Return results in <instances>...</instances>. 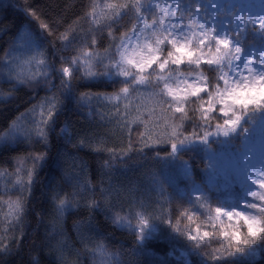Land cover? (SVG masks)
<instances>
[{
  "label": "snow or ice",
  "instance_id": "1",
  "mask_svg": "<svg viewBox=\"0 0 264 264\" xmlns=\"http://www.w3.org/2000/svg\"><path fill=\"white\" fill-rule=\"evenodd\" d=\"M28 14L38 19L35 10ZM83 18L89 29L79 41L68 32L59 37L61 51L75 52L60 57L61 67L48 60L41 37L17 27L0 57L5 82L14 89L16 84L50 82L55 74L68 104L90 109L93 102L111 104L114 118L128 128L129 142L126 149H107L110 159L103 167L151 153L161 170L152 174L150 191L158 194L157 204L168 207L159 216L149 213L135 195L139 189L130 188L129 204L138 210L122 215L124 207L116 202L121 190L109 184L99 189L102 199H95L96 187L78 178L86 172V163L69 156L72 172L64 179L69 184L76 179L79 187L62 197L59 192L53 195L56 212L63 215L82 196L85 206L104 211L113 227L130 230L138 246H147L159 221L187 241L190 251L202 257L201 264H245L244 257L264 249V0H106L102 6L90 0ZM40 28L48 30V25L41 23ZM104 29L109 43L103 52L96 51L97 34L103 35ZM74 79L83 87L97 81L122 86L112 93L77 94ZM132 98L142 101L135 109ZM55 100L46 98L39 106L41 119H33V128L23 124L28 114L21 113L0 129V143L35 135L48 148L59 111ZM122 100L129 101L124 111ZM133 110L138 114L129 120ZM30 111L35 114L36 106ZM133 125H143L139 147L131 139ZM59 134L71 141L66 125ZM86 139L75 147L83 148ZM29 159L42 167L52 158L44 153ZM196 159L200 165L194 164ZM163 169L175 172L184 187L178 188ZM22 170L23 164L17 173ZM26 171L27 181L17 175L16 184L30 189L35 171ZM174 201L179 202L175 216ZM9 209L16 219L23 214L19 200L10 202ZM7 250L0 246V254ZM90 251L92 264H120L103 243ZM30 264H39V258Z\"/></svg>",
  "mask_w": 264,
  "mask_h": 264
},
{
  "label": "trees",
  "instance_id": "2",
  "mask_svg": "<svg viewBox=\"0 0 264 264\" xmlns=\"http://www.w3.org/2000/svg\"><path fill=\"white\" fill-rule=\"evenodd\" d=\"M105 2L97 0L100 6ZM89 3L90 0H0V57H3L13 33L19 27L30 32L33 38L41 37L48 60L56 67H61L60 57L75 52L73 48L61 51L59 37L68 32L70 38L75 36L76 41H79L80 36L88 31L89 24L83 17ZM30 10L36 11L38 19L28 14ZM41 23L47 24L48 30H42ZM103 33L97 34L96 51L103 52L109 43L107 29ZM73 47L78 49L79 44L74 42ZM82 84L79 80H73V90L77 94L86 91L112 93L122 86L117 84L110 87L104 81H97L89 87H83ZM51 97L56 98L53 102L57 103L59 111L55 117V131L49 136L48 148L38 142L35 135L8 145L0 143V173H3L0 178V246L8 248L0 254V264H30L36 257L39 258V264H92L90 250L96 243H103L110 252H115L120 264H201L202 257L190 251L187 241L159 221L157 231L147 246H138L130 230L113 227L104 211H93L86 207V200L82 196H77L72 209L63 215L56 212L53 195L59 192L62 197L72 193L73 186L77 190L79 187L76 179L71 184L64 179L72 172L69 156L79 157L86 163V172L78 178L81 182L90 181L96 187L95 199H102L99 189L109 184L121 190L116 202L124 207L122 215L128 214L130 209L138 210L135 205L129 204L130 188L139 189L135 195L144 200L149 213L159 216L168 205L157 204L158 194L150 191L152 174L161 170V165L151 159V153L147 157L132 155L131 159H117L112 162L110 169L103 167L104 162L110 159L107 149L127 148L128 128H122L114 118L115 109L111 104L93 102L91 109L77 108L74 102L68 104L62 95L60 78L55 74L50 77V82L41 80L39 84H16L13 89L11 84L5 82L4 69L0 66V129L6 128L21 113L28 114L23 124L33 128V119H41L37 109L46 102V98ZM128 102L120 103L121 111H124L123 106ZM131 103L135 109L142 101L132 98ZM33 106H36L35 114L30 111ZM137 114L133 110L128 119H133ZM65 125L71 136L70 142L65 140L63 134H59L60 128ZM143 131V125H133L131 139L135 147L140 146L139 136ZM85 137V146L77 149L75 146ZM44 153H48L52 159L42 167L29 159ZM58 153L60 156L57 160ZM185 159L188 157L185 156ZM193 162L200 165L198 159ZM21 164L25 170L18 174L17 168ZM26 169L35 171L30 189L16 184L17 175L27 181ZM163 171L165 175L171 176L178 188L184 187L175 172L168 169ZM88 198H91L90 194ZM17 200L23 204V214L19 219L14 218L9 209V203ZM178 206L179 202L174 201V216L178 215ZM116 210L119 211V208ZM203 219L206 217L202 216ZM132 222L135 223V220ZM244 261L245 264H264V249H257L254 255L244 257Z\"/></svg>",
  "mask_w": 264,
  "mask_h": 264
},
{
  "label": "rangeland",
  "instance_id": "3",
  "mask_svg": "<svg viewBox=\"0 0 264 264\" xmlns=\"http://www.w3.org/2000/svg\"><path fill=\"white\" fill-rule=\"evenodd\" d=\"M21 31H26V32H28L27 30H25V29H22ZM26 58V56L25 55H21V59H25ZM18 70H23V69H18ZM35 69L33 68V71H34ZM137 100V99H136ZM138 101H141V100H138ZM122 102H124L123 100L120 102V103H122ZM135 102V101H134ZM37 111H38V116H40V107L37 109ZM46 111V110H45ZM0 178H1V176H0ZM7 181H9V179H7Z\"/></svg>",
  "mask_w": 264,
  "mask_h": 264
}]
</instances>
